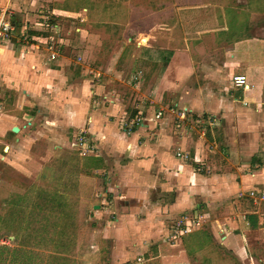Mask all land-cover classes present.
I'll return each mask as SVG.
<instances>
[{"label":"crops","instance_id":"crops-1","mask_svg":"<svg viewBox=\"0 0 264 264\" xmlns=\"http://www.w3.org/2000/svg\"><path fill=\"white\" fill-rule=\"evenodd\" d=\"M90 1L92 2V0ZM61 2L64 0H9L8 3L6 0H0V5L8 4L12 9L15 27L16 25L19 27L18 21L24 22L23 28L20 29L23 35H26V32L27 34L32 31L36 32L34 39L28 41L27 46H23L26 49H32L23 51V57H18L22 55L14 46V43L18 41L15 37L8 42L0 43V168L4 167L3 170L8 174V178L2 175L4 171L0 174L2 198L20 201L23 195L19 194V191L12 192L11 188L22 183L21 179L24 178L27 182H31L30 185H37L40 171L46 168L41 161L46 158L45 164L52 166L47 168H54L58 172L56 176L59 180L55 181L56 184L63 187L60 193L56 191L54 194L60 199H63L60 196L64 195L63 191L67 192L65 194L67 196L75 195L84 207L90 205L94 213L101 214L104 206L109 205L106 199L107 195L104 194V186L108 184L112 173L100 175L104 166H108L107 172L110 170L108 161L112 160L113 165L118 167L113 168V171L119 170L121 187L125 198L128 199L125 200V204L131 205V202H134L133 196L141 192L139 188H142V184L148 186V196L152 190L156 193H167L166 186L168 184L165 180L167 181L168 178L165 176L170 173L171 161L179 159H171L170 150L174 144H178L179 147H192L196 158L200 159L201 156L204 157V149L211 147L212 144L219 148L216 150L217 148L214 146L209 152L215 155L220 154L221 157L223 152L229 149L231 152L235 150L233 147L237 143L252 147L264 143V131H261V128L264 130V63L256 64L246 60L241 55L242 53L234 50L228 42L222 40L220 42L215 34L227 32L225 27L216 23L209 24L208 19H202L191 25L192 28L196 25L195 32L165 33L166 35L162 36L164 39L161 46L158 42L155 43V37L149 30L146 33H140L135 39V46L139 48V51L142 49L153 50L154 46H158V51L166 54L161 56V61H166V63L163 74L159 79L157 78L159 82L155 79L157 72L151 69L149 61L137 55L139 54L137 52L131 54V60L135 67L142 66L138 70L145 72L142 80L150 78L149 82H153L151 86L155 88V98L166 94L176 99L177 104H180L178 105L185 113V120L188 118H195L197 122L207 119L214 120V122L218 121L222 128L220 137L203 132L197 133L198 136L195 137L188 130L180 132L177 137L170 132L167 124L165 125V118L160 121L158 126L157 121L159 120L155 119L153 111L143 113V123L140 122V125L137 122L139 119L137 110H140L138 107L134 110L131 109L129 116L125 119L123 118L125 110L122 108L115 117H110L107 112L111 105L108 104H112V102L108 103L109 101L104 100L109 98V93L103 91L104 87L97 84L95 90H92V84L77 83L80 73L75 68L77 67L74 65L75 63L73 64V56H65L64 52L57 54L53 50V48L56 49L55 45H59L58 47L63 49L68 47L64 39L62 41L64 27L44 20L45 18L41 14L44 8L35 10L37 5L49 8V4H52V7L55 8ZM103 2L104 0H101V4ZM204 6L208 5L201 4L196 7L204 9ZM53 10L60 14V9ZM81 11L88 12V8L82 7ZM81 21L82 18L77 16L73 20L74 23L71 22V26H68L66 35L72 34L70 31L72 28L79 32L80 28L75 25L80 24ZM178 21L175 19L173 23ZM153 22L155 23V20ZM179 23L181 22L179 21ZM29 27L35 30L27 31L26 29ZM45 28L50 29L53 39L49 40L54 43L50 44L47 50L39 43L42 38H45V33L39 31H43ZM141 37H145L144 45L140 44ZM35 40L37 41L35 42ZM56 41L58 44H55ZM40 48L41 51H39ZM65 65L66 69H64ZM169 69L170 72L167 73ZM6 72L9 73L6 74ZM43 72L48 76L46 80L41 81L39 76L45 75ZM236 75L246 77L245 88H235L233 83L228 80L229 77ZM15 78H17V82ZM4 81H6L5 84ZM71 82L72 84H70ZM94 91H97L96 95H94ZM136 100L134 98V101ZM95 103L99 113H95V110L91 114L90 108L95 106ZM101 103H105V105H101ZM144 109H141L142 112H145ZM104 111L106 112L104 113ZM120 114L122 115L120 116ZM88 116H91L90 120ZM108 116L109 118L106 120ZM86 119L93 121L92 124L90 123L92 131L89 133V138H94L91 141L98 151L94 153L90 150L87 156H80L77 149L81 150V147L76 145L68 147V142H75L74 134L78 129L86 126ZM27 122L30 124L26 129H23L22 126ZM118 122L121 124L124 122V125L127 123L133 125L131 134H125L129 126L121 132L117 128ZM13 127L18 128V132L13 133L11 131ZM158 127L159 129H157ZM97 134L102 136L94 137ZM71 135L73 136L71 137ZM212 139L217 140L211 141ZM82 149L88 153L89 145L83 146ZM48 155L52 157L49 159L46 157ZM205 156L210 158L205 163L211 170L219 167L226 168L217 156L212 157L207 153ZM124 159L127 162L122 164L123 168L118 161ZM175 167L185 185H187L186 180H189V185L196 191L195 195L201 199V202L195 204L208 203V214L205 213L203 216L206 215L209 221H203L201 218L203 216H201L198 229L185 236L178 238L176 236L177 243L169 246V249H172L169 256L157 251L160 253L159 263L192 264V255L197 256L196 253H203L204 249L218 241L228 245L235 253L234 255L237 252L240 253L245 260H248L251 255L253 259L255 256L262 257L261 250L258 249L264 243V210L260 205L250 204L249 200L252 199L248 198L242 201V198L235 196L239 190L250 189L255 182L245 178L240 180V176H236L234 173L230 175L227 170L220 174H217L216 171L207 175L190 174L192 176L185 178L184 174L181 175L185 168L181 170L180 166ZM156 170L157 175L151 176L150 173L156 172ZM85 172H89V174ZM97 173L98 175L95 176ZM159 173L162 180L157 182ZM68 175L71 179L68 178ZM10 176L14 177L13 180L9 178ZM44 177L42 174L41 179ZM257 181H261V179L258 178ZM129 194L133 196L131 197ZM7 195L9 197H6ZM214 196L216 198L213 202L210 199ZM175 201L177 202L175 207L187 209L185 207H189L195 200H193V196H189V198L182 196L181 199ZM245 206L250 210L245 211ZM110 208L117 209L116 205H112ZM257 208L259 210L256 212ZM155 210H157L155 207H147L143 210L146 212L145 217H148L147 224L161 223L159 219L156 222L149 219L150 213L154 214ZM125 216L132 220H128L131 224L125 226L128 233L124 236L125 229L119 227L114 234L115 244L122 249L128 242L135 245L133 241L139 237L134 238L132 227L134 226L133 222L137 223L138 219H135V215L125 214ZM159 217H163V215L159 213ZM243 217L246 219L243 220ZM119 223V226H123L125 222L121 223L120 221ZM130 229H132L131 233H129ZM8 238L12 239V237ZM125 238L127 239L124 240ZM180 238L183 239L180 240ZM170 241L171 238L168 242ZM2 247L6 249H2ZM157 247L159 250L162 249L160 246ZM0 249L3 250L2 253L7 251V255L3 253L5 255L3 260L5 264H8L9 249L7 246H1ZM121 255L126 256L125 252H122Z\"/></svg>","mask_w":264,"mask_h":264},{"label":"rangeland","instance_id":"rangeland-1","mask_svg":"<svg viewBox=\"0 0 264 264\" xmlns=\"http://www.w3.org/2000/svg\"><path fill=\"white\" fill-rule=\"evenodd\" d=\"M201 4L208 6H204V9L196 7L198 5L201 6ZM49 6L48 8L44 5L43 7H38L37 5L35 10L44 8L42 9L43 13H41L45 18L44 20H49L50 23L52 21L64 27L62 30V41L64 39L65 44L68 45L64 49L58 47L59 45H55L56 49L53 48L54 52L57 54L58 52L61 54L64 52L65 56H73V64L75 63L74 65L77 66L75 68L80 73L78 75L80 76L79 81H77L78 84H92V90H95L97 84H101L104 87L103 91L105 90L106 93H109V98L104 100L109 101L108 103L112 102V104H108L111 105L107 112L108 115L115 117L121 111L120 108H122V110H125L123 113V118L125 119L129 116L131 109L134 110L138 107L140 110H137L139 111L137 122L140 125V122L141 124L143 123V113L153 111L155 117L160 112V117L156 119L159 120L157 121L158 126L160 121L165 118V125L167 124L170 132L177 137L180 132L185 130H188L195 137L198 136L197 133L200 134L201 132L220 137L222 128L221 124L218 121L214 122V120L207 119L199 122L195 118L185 120V113L179 106L180 104L178 103V105L176 99L166 94L155 98V88L151 86L153 82H149L150 78L142 80L145 72L138 70L142 66L135 67L131 60V54L137 52L139 53L137 55L149 61L151 69L157 72V77L155 78L157 80L165 70L163 68L166 61H161V56H164L163 54L165 53L158 51V46H154L153 50L142 49L139 51V48L135 46V39L140 33H146L149 30L155 37V43L158 42L161 46L164 39L162 36L166 35L165 33L170 34L175 31L177 33L195 32L196 25L193 28L191 25L196 24L198 20L208 19L209 24L216 23L226 28L227 32L215 34L220 42L221 40L228 42L234 50L241 52V55L246 60L256 64L264 63V0H104L102 4L101 0H92V2L90 0H64L58 5L61 8L58 6L53 8L52 4H49ZM78 7L80 8L77 9ZM82 7L88 8V12L81 11ZM53 9H60V14ZM77 16L82 18L80 24L77 23L75 25V27L80 28V31L76 32L71 27L72 30L70 31H72V34L67 36L66 30L68 26H71V22L74 23L73 20ZM175 19L182 24L179 21L174 24ZM154 20L155 23L153 22ZM18 23L20 25L19 27L16 25L13 34V37L18 41L14 43V46H16V50H19L18 52H21L22 56L19 55L18 57H23V51L32 50L23 46H27L28 44L26 43L34 39V35H36L34 33L36 32L32 31L33 33L30 32L28 34L26 32V35H23L20 29L23 28L24 22L20 23L18 21ZM26 30L35 29L29 27ZM39 32L45 33V38H42L39 43L47 50L50 44H54L49 40L52 38L50 29L45 28V30ZM144 38L141 37V45L146 42ZM19 39L21 40L19 41ZM19 42L21 43L17 45ZM55 44H58L57 41ZM41 50L40 48L39 51ZM158 60H160L159 63H157ZM65 64L68 65V63ZM66 65L64 69H66ZM169 72L170 69L167 73ZM8 73L6 72V74ZM44 74L46 76H39L41 81L43 79L46 80L48 76L47 73ZM78 76L75 77L79 78ZM228 80L232 83V77H229ZM6 81H4V84ZM15 81L17 82V78H15ZM157 82L159 81L157 80ZM96 92L94 91V95H96ZM134 98L137 100L134 101ZM94 105L90 108L91 114L97 109L96 103ZM101 105H105V103H101ZM141 109H144L145 112H142ZM95 113H99L98 110ZM41 114L43 115L42 112ZM109 116L106 120H108ZM88 118L90 120L91 116H88ZM167 118L170 119L167 120ZM85 121L87 122L86 126L81 127L74 134L76 142L80 138L85 139V144L80 146L81 150L77 149L80 156H87L90 150L94 151V153L98 151L91 141L94 138H89L93 121H87V119ZM118 123L120 125L117 124V128L121 132H123L125 127L129 126L130 129L127 128L125 134H131L133 125L130 123L124 125V122L122 124L121 122ZM137 127L139 128L140 126ZM261 131H264L263 128H261ZM100 136L102 135L97 134L94 137L99 138ZM215 140L212 139L211 141ZM238 144L233 147L235 150L231 152L229 149L223 152L221 157L220 154L215 155L209 152L212 147L216 146L212 144L211 147L204 149V157L201 156L200 159L196 158L192 147H179L178 144L172 145L170 150L171 159L179 158L176 157L179 149L185 156L170 163V173L165 176L168 178L167 181L165 180L166 184H168L166 186L167 193H156L152 190L148 196V186L142 184V188H139L141 192L134 196L129 194V196L134 197V202H131V205L125 204V200L128 199L125 198L121 187L119 170L115 169V172L113 171V168L118 167L113 165L112 160L108 161L110 170L107 172L108 166H104L105 168L100 175L112 173V177L108 179V184L104 186V194L107 195L106 199L109 205L104 206L101 214L94 213L90 205L84 207L75 195L70 197L65 195L67 192L63 191L64 195H60L63 199L57 197L54 193L56 191L60 193L63 187L59 186L58 183L56 184L55 181L59 180L56 176L58 172L54 168H47L51 164H45L47 160L44 158L41 162L46 168L40 171L37 177V185H30L31 182H27L24 178L21 179L22 183L15 185V188H11L12 192L17 193L19 191V194L23 195L20 201L16 199L6 200V198L1 197L0 193V248L1 246H7L9 249L8 264H160L159 254L163 253L165 256H169L170 250H172L169 249V246L177 243L176 238L173 239L170 233L174 237H181L178 234L179 230L176 229L179 225L182 226L185 222L192 225L193 222L200 220L203 214H208V203L195 204L199 201L201 202V199L195 195L196 191L189 185V180H186L188 186L181 180L182 178L177 174L178 169L175 166H180L181 170L185 168L183 170L184 173L181 174H184L185 178H187L186 176H192L190 174L207 175L212 174V171L220 174L227 170L230 175L234 173L236 176H240V180L245 178L255 182L250 189L239 190V192L235 193V196L245 201V199L254 198L256 195L258 202L254 204L255 200H249L250 204H253V206L260 205L262 210H264V143L255 147ZM75 145L78 146L75 142H68V147H75ZM85 145H89L88 153L82 149ZM216 148L218 150L219 147L216 146ZM206 153L212 157L217 156L226 168L219 167L212 170L208 168V164L205 162L206 160L208 162L210 158L205 156ZM46 157L50 159L52 156L48 155ZM125 162H127L125 159L118 161L123 168L124 165L122 164H125ZM3 169L4 167L0 168V174L3 171L5 173ZM4 173L2 175L8 178V174ZM85 173L89 174V172ZM42 174L45 177L41 179ZM150 174L151 176L154 174L153 177H155L157 170ZM9 178L13 180L14 177L10 176ZM68 178L71 179L69 175ZM258 178L261 181H257ZM160 180L162 178L159 173L157 182ZM39 189L40 191L38 192ZM26 193H29V195H26ZM251 193H255L254 196ZM178 194L180 195L179 197ZM8 195L12 196L11 194ZM8 195L6 197H9ZM182 196L187 198L193 196L195 201L192 204L194 206L191 204L189 207H185L187 209L175 207L177 204L175 200L181 199ZM215 198L214 196L210 200L214 202ZM112 205H116L117 209L113 210V208H110ZM147 207L157 208L154 214L150 213L149 219L151 221L154 220V222L159 219L161 223L153 225L146 223L148 217H145L146 212L143 210ZM248 210L250 209L245 206V211ZM258 210L259 208L255 211L257 212ZM122 212L127 215H135L136 218H134L138 219L137 223L133 222L134 226L132 227L134 238L139 236L135 239V241L138 239L136 243L133 241L135 245H131L128 242L124 249L118 247L114 240V234L119 227L125 229L126 224L127 226L131 224L128 221L131 219L125 214L123 215ZM159 213L163 217H159ZM201 218L203 221H209L206 215ZM120 221L121 223L125 222L124 227L122 225L119 226ZM131 231L132 229H130L129 233ZM127 233L126 231L124 236ZM185 235L187 234H183V236ZM8 237H12V239L10 240ZM170 238L171 241L168 242ZM183 238H180V240ZM220 242L209 245L207 249H204L203 253H196L197 256L192 255V264H264V243L258 249L261 250L262 257L260 256L259 258L254 255L255 258L253 259L251 255L248 260H245L240 253L237 252V257L228 245ZM157 246L162 249L159 250ZM2 251L0 249V264H5L3 259L7 255V251L3 252L5 255ZM157 251H160V253ZM122 252H125L126 256L123 257L121 255Z\"/></svg>","mask_w":264,"mask_h":264},{"label":"built area","instance_id":"built-area-1","mask_svg":"<svg viewBox=\"0 0 264 264\" xmlns=\"http://www.w3.org/2000/svg\"><path fill=\"white\" fill-rule=\"evenodd\" d=\"M9 0H6L8 3ZM15 24L13 22V11L12 9L8 6V4L5 5H0V43L2 42H8L13 38V34L15 31ZM232 83L235 88H245L246 87V77L244 75H236L232 77ZM161 113L158 112L155 115V119H158L160 117ZM30 123L27 122L22 126L23 129H26ZM82 140V141H81ZM85 139L80 138L78 142L75 141V143L78 146L84 145ZM185 154H182V152L178 151L176 153V157L183 158ZM255 193H251V195L254 196ZM252 200L254 201V204H256L258 201L256 199V195L254 198L251 197ZM246 218L243 217V220ZM247 223V222H246ZM248 224V223H247ZM200 225V221L197 220L193 222L192 225H189L188 222H185V224L179 225L176 229L179 230L178 234L183 236V234H189L193 230L198 229ZM180 227V228H179ZM170 236H172L173 239H175L174 235L170 233Z\"/></svg>","mask_w":264,"mask_h":264},{"label":"water","instance_id":"water-1","mask_svg":"<svg viewBox=\"0 0 264 264\" xmlns=\"http://www.w3.org/2000/svg\"><path fill=\"white\" fill-rule=\"evenodd\" d=\"M11 131H12L13 133H16V132H18V128L13 127ZM96 209H97V208H96Z\"/></svg>","mask_w":264,"mask_h":264},{"label":"trees","instance_id":"trees-1","mask_svg":"<svg viewBox=\"0 0 264 264\" xmlns=\"http://www.w3.org/2000/svg\"><path fill=\"white\" fill-rule=\"evenodd\" d=\"M14 23H15V22H14ZM2 249H6V248L2 247Z\"/></svg>","mask_w":264,"mask_h":264}]
</instances>
